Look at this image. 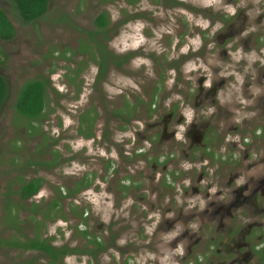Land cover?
<instances>
[{"label": "flooded vegetation", "instance_id": "1", "mask_svg": "<svg viewBox=\"0 0 264 264\" xmlns=\"http://www.w3.org/2000/svg\"><path fill=\"white\" fill-rule=\"evenodd\" d=\"M143 1L135 15L150 21L141 30L160 49L146 55L154 64L144 78L135 73L140 97L125 100L124 85L123 103L112 104L110 91L122 86L107 73L83 83L79 92L91 85L93 95L108 102L101 110L109 111V121L98 130L102 114L87 108L72 136L85 147L57 146L59 168L71 161L78 163L75 176L83 169L71 198L99 190L93 187L98 176L113 218L103 223L104 233L94 234L91 220L79 212L68 239L59 238L46 224L61 217L46 219L40 190L27 200L43 211L39 231L10 240L28 243L27 249L9 247L30 255L24 264H69L75 257L80 264H264V0H203L195 25L199 40L187 24L181 32L175 24L189 13L187 2ZM175 37L177 43L170 42ZM104 46L107 67L124 69L123 78L140 52ZM146 76L153 80L150 91L142 89ZM60 133L58 141L65 136ZM37 178L43 177L26 182ZM68 190L60 193L59 207ZM149 253L154 257L146 259Z\"/></svg>", "mask_w": 264, "mask_h": 264}, {"label": "rangeland", "instance_id": "2", "mask_svg": "<svg viewBox=\"0 0 264 264\" xmlns=\"http://www.w3.org/2000/svg\"><path fill=\"white\" fill-rule=\"evenodd\" d=\"M184 1L190 5V11L184 12L181 23L175 22L180 24L178 32H181L187 24L188 32L193 33L195 40H199L195 25L200 22L199 8L203 0ZM140 3L144 9L146 2L143 0L141 2L140 0H52L46 16L35 23L24 24L17 18L12 0H0V9L5 11L15 28L13 40L10 42L0 40V75L5 78L8 87V95L0 112V238L2 240L9 242L14 236H31L39 231L38 213L30 211L31 202L22 203L19 200L20 187L29 178L41 176L45 179L38 199L46 201V204L57 198L59 188L63 187L61 192L65 196L67 190L71 191L80 180L83 169L80 168V174L75 176L79 169L77 162L68 161L64 168L56 167L52 170L40 169L30 162L52 157L51 152L57 150L59 142L69 150L85 147L81 138L74 140L72 137L76 121L85 109L88 108L91 113L98 112L100 116L102 114L98 130L101 131L103 123L109 121L107 120L109 111L106 110L104 113L101 110L102 105L107 106L108 102L102 94L95 92L93 95L92 90H89L91 85L87 90L79 92V88L83 89V83L92 84L98 76L100 80L104 79L102 75L107 73L110 79H115V85L122 86L118 89H110L112 104L123 103L124 85L127 88L125 100L132 103L133 99L140 97L136 93L138 76L135 73L140 72L141 77L144 78L148 68L154 64L146 55L151 49H160L153 44L155 41L152 40L151 35L143 34L141 30L150 21L137 19L135 12ZM102 13L107 14L110 26L107 34L99 35L96 19ZM122 20H125V24L121 26ZM160 21L158 19L157 23L159 24ZM171 41L177 43L176 37ZM101 44L117 52H140L137 56L139 58H135L126 68L123 78H121L123 74L121 70L124 69L114 68L111 65L107 67L105 64L102 72L97 53ZM188 52V48L184 49L183 55ZM44 78L50 82L45 97L44 113L38 120L29 121L17 113L18 94L25 83ZM152 81L146 76L142 89L150 91ZM147 82L149 83L146 87ZM134 118L132 112V122ZM31 125L35 128H31ZM62 130L65 136L61 138L62 141H58V135H61ZM44 135H47L48 139L43 140ZM88 155L89 153L81 154L80 159L85 162ZM102 166L101 164V169ZM89 172H93L92 169ZM97 184L101 186L99 190L91 188L79 193L75 198L64 199V204L60 206L63 213L59 215L64 214L67 222L62 217L55 222H47V231L67 240L80 220L71 211L70 205L74 204L77 212L84 210L83 217L87 216L93 223L88 231L94 234L104 233L103 223L113 218V213L111 204L105 200L103 181L98 176L93 187ZM9 205H15L12 209L17 212L19 223L11 224L9 219L11 220L12 216L7 218L6 209ZM84 229L85 225L79 224L78 230ZM78 244L79 247L84 245L83 242ZM9 246L0 243V264H24L29 261V254L21 253L17 249L13 250ZM148 255H145L146 259L154 257L152 253ZM78 263L77 257L69 260V264Z\"/></svg>", "mask_w": 264, "mask_h": 264}, {"label": "trees", "instance_id": "3", "mask_svg": "<svg viewBox=\"0 0 264 264\" xmlns=\"http://www.w3.org/2000/svg\"><path fill=\"white\" fill-rule=\"evenodd\" d=\"M52 0H12V5L14 8V11L16 12L17 18L23 22L24 24H32L39 20H41L49 11V6L51 4ZM96 26L98 28L97 33L99 35L107 34L108 27L110 26V21L106 13H102L98 16L96 19ZM15 37V28L10 21V19L7 17L5 12L0 9V40L2 41H11ZM108 39V38H107ZM93 41L96 42V40L93 38ZM98 56L100 57V66L102 68V72H104V66L106 64V53L107 50L103 46V44L98 46L97 49ZM48 87H50V82L48 79H38V80H32L27 83H25L21 89V91L18 94L17 104H16V110L19 116L29 120V121H36L39 119L40 116L43 115L44 109L46 107V94ZM8 95V87L6 80L3 76L0 75V112L1 109L6 101ZM90 119V117H87ZM89 121V120H88ZM31 128H35L34 126H30ZM48 139L47 135H44L43 140ZM52 157L47 159H39L37 161L30 162L31 165L38 166L42 169L52 170L59 166V152L57 150H52L51 152ZM44 185L43 178H37L32 179L29 182H24L23 186L19 190V197L20 200L26 201L29 200L32 196L39 193L41 188ZM76 191H70L68 190L69 197H73ZM61 189H58V197L51 200L49 203L45 204V212L44 216L46 219H52L56 220L57 217L65 218L64 214L59 215V213H63L59 207L60 205V199H63L60 195ZM12 206L15 205H9L6 209L7 218L9 219L10 216H12L11 224L13 223H19L20 220L18 219L17 212H14L12 209ZM72 209L71 211L73 214L78 215L79 212H77L76 208H74L73 204L70 206ZM39 204H32L30 207V211L36 213L42 214V209H39ZM84 214V210L81 211L79 216H82ZM39 225V222L37 223ZM14 226V225H13ZM87 234V231L85 232ZM32 242V241H29ZM0 243H3L4 245H10L14 243L15 245H18V247L27 249L29 247L28 243H24L21 240H16L14 242L12 241H4L0 238ZM34 248H39L38 243L39 240L33 241ZM17 247V246H16Z\"/></svg>", "mask_w": 264, "mask_h": 264}]
</instances>
